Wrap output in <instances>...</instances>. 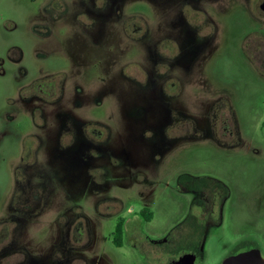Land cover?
I'll use <instances>...</instances> for the list:
<instances>
[{
	"label": "flooded vegetation",
	"instance_id": "1",
	"mask_svg": "<svg viewBox=\"0 0 264 264\" xmlns=\"http://www.w3.org/2000/svg\"><path fill=\"white\" fill-rule=\"evenodd\" d=\"M135 1L0 0V16L27 18L32 33L30 42L26 38L20 44L8 42L0 54V75L8 79V92L0 105V170L4 169L0 175V181L4 179L0 182V264H41L28 261L27 240L44 213L46 161L58 166L85 165L92 187L79 185L76 196L89 191L101 193L95 202H82L77 197L68 203L66 241L56 243L52 264H112L105 253L89 256L79 251L90 250L96 244L97 228L89 208L101 221L124 213V201L114 193L120 186L115 175L121 173L113 174L111 169L121 168L125 170L122 173L129 174L131 183L123 184L126 187L150 185L154 181L150 175L156 173L165 155L191 131L203 132L223 146L247 144L250 149H258L257 140L242 139L236 105L215 87L206 68L210 71L207 65L223 42L219 58L227 56L231 63H242L258 72L264 81V0H181L172 7L169 25L161 13L152 12L160 21L153 28L155 35L164 33L154 38V53L148 51L146 43L142 44L145 28L138 27L136 14H126V7ZM186 9L189 16L193 13L192 19L186 16ZM177 12L179 19L173 18ZM224 14L231 19L228 32H221ZM238 18L245 22L243 28ZM126 20L133 22L128 24ZM136 29L140 31L132 32ZM125 36L140 45L128 49V54L135 53L132 61L141 75L134 76L124 68L123 81L135 87L151 80L154 92L148 100L136 95L131 108L121 112V92L113 105L110 96H98L97 90L108 77V46L114 37L122 56L117 55L113 69L125 61ZM140 48L148 60L143 66L136 60ZM161 48L166 53L160 52ZM219 67L212 68L214 74ZM110 106L112 112L116 111L118 126L137 145L134 148L141 159L136 165L128 152L130 147L118 146V153L108 150L116 149L108 145L109 123L114 122L109 121ZM195 117L200 118V124L193 123ZM179 129L182 130L177 134ZM177 185L192 196V211L184 220L165 236L153 239L139 224L140 219L151 221L153 212L146 206L139 211L129 208L132 216L119 219L113 243L137 249L141 260L148 264H202L211 230L223 226L231 189L218 177L189 172L178 174ZM62 211L57 210L58 222L64 219ZM119 225L121 240L117 242ZM83 236L86 242L80 244ZM256 245L241 249L239 244L217 264Z\"/></svg>",
	"mask_w": 264,
	"mask_h": 264
},
{
	"label": "rangeland",
	"instance_id": "2",
	"mask_svg": "<svg viewBox=\"0 0 264 264\" xmlns=\"http://www.w3.org/2000/svg\"><path fill=\"white\" fill-rule=\"evenodd\" d=\"M153 1L154 4L151 0H136L125 9L128 15L130 13L136 14L134 19L137 20L138 27L145 28L142 44L146 43L150 47L148 51L152 53L156 51L154 38L159 39L164 36V33L158 36L155 35L156 32L153 31V28H157L160 21L159 17L154 18L151 13H161L163 21L169 25L170 22L172 23V20L169 19L172 7L178 2L180 3L181 0ZM185 14L186 16L189 14L187 9ZM192 15L193 13L191 16L188 15V18L192 19ZM179 17L178 12L173 15V18L179 19ZM237 21H240L239 27L243 28L245 24L243 19L238 18ZM126 22L129 24L133 21L126 20ZM230 23L231 19L228 14L222 15L221 32H228L231 28ZM132 26L135 27L134 24ZM29 30L30 21L21 15L11 19L0 16V54L4 52L8 42L20 44L23 38L30 42L32 33ZM139 31V29H136L132 32ZM163 41L165 43V40ZM115 43L116 38L114 37L113 42H110L108 46V77L97 90V95L110 96V104L116 105V98L121 92L119 102L120 111L122 112L131 108L136 95L148 100L151 93L154 92V86L150 83L151 80H148L147 84L136 85L135 87L132 83L123 81L122 70L124 68L130 70V73L135 74L134 76L141 75V73H137L138 70H135L137 65L132 61L135 53L128 54L130 50L134 47L138 48L140 45L136 40L125 36L123 44L126 50L125 61L120 65H115L113 69L117 55L122 56V51L117 50L118 44ZM222 50L223 42H221L220 48L207 65V67H211L210 71L207 68L206 71L212 80L214 78L215 87L224 91L232 104L236 105L242 139L246 142L251 139L257 140L258 149L256 150L255 147L250 149L247 144L239 147L223 146L214 142L212 138L205 136L203 132L198 134L191 131L180 138L179 142L165 155L157 167L156 173L150 175L154 180L150 185L149 183L145 185L133 184L126 187L123 184L131 183L129 174L122 173L125 170L121 168L111 169L110 171L113 174H116L115 171L121 173L115 175L119 177L116 183L119 181L117 185L120 184V186L116 187L114 193L123 199L125 204L124 213L106 217L101 221V218L93 212L92 207L89 208L94 221L93 225L97 228L96 244L94 247L89 248L90 250L83 248L79 250L80 252L85 255L94 254L95 252L105 253L112 264H148L141 260L137 249L126 244L123 247H117L113 243L112 239L117 223L123 215L132 216L128 211L129 208L139 211L146 206L153 212V218L148 222L144 219L139 220V224L141 222L144 229L143 232L153 239L165 236L192 211L191 194L184 193L177 185L178 174L189 172L194 175L218 177L225 181L231 189V194L225 203L223 226L211 230L207 253L202 264H217L229 250L239 244L242 245L241 249L257 244V248L264 255V81L260 79L262 76L258 72L249 67L246 68L242 63H231L227 56H223L222 59L219 58ZM140 51L141 53L136 60L143 66L147 64L148 60L141 48ZM166 51L165 48L160 49V52L166 53ZM214 66H220L219 71L215 74L212 70ZM7 82L8 79H4L0 75V105L4 101V94L8 92ZM136 91L141 94H136ZM113 95L116 97L111 99ZM196 103L192 104L196 105ZM109 115V121L114 122L109 123L108 145L116 147V149L108 150L118 153V146L120 148L121 146L130 147L131 149H128V152L132 156V162L136 165V161L141 159L137 148H134L137 146L136 143L128 137L125 130L118 126L116 111L112 112L111 106L109 107ZM193 121L194 124L195 122L197 124L201 123L198 117H195ZM181 130L179 129L177 134ZM117 156L121 157L120 155ZM43 170L45 174L42 197L44 213L34 223L35 226L31 229L30 236H28V261L33 260L36 263L37 260L41 264H52L56 255V243H65L66 241L69 228L68 203L70 205L73 202L72 200L77 197V199L80 197L82 202L85 200L95 202L101 193L96 194L89 191L86 195L76 196V194H79V185L87 184L89 189L92 187L93 182L90 173L85 170V165L66 164L58 166L46 161L43 163ZM3 173L4 169H1L0 175H3ZM139 190L144 193L140 194L142 192H139ZM93 204L90 205L93 206ZM86 205L89 207V204L86 203ZM102 208L103 206L100 207V209ZM59 209L64 210L62 211L64 219L60 222L56 218ZM103 211L105 210L103 209ZM84 242H86V236L79 240L80 244Z\"/></svg>",
	"mask_w": 264,
	"mask_h": 264
},
{
	"label": "water",
	"instance_id": "3",
	"mask_svg": "<svg viewBox=\"0 0 264 264\" xmlns=\"http://www.w3.org/2000/svg\"><path fill=\"white\" fill-rule=\"evenodd\" d=\"M222 264H264V255L259 248H254L231 256Z\"/></svg>",
	"mask_w": 264,
	"mask_h": 264
},
{
	"label": "trees",
	"instance_id": "4",
	"mask_svg": "<svg viewBox=\"0 0 264 264\" xmlns=\"http://www.w3.org/2000/svg\"><path fill=\"white\" fill-rule=\"evenodd\" d=\"M116 237H117V242H119L121 240V226H118V232L116 233Z\"/></svg>",
	"mask_w": 264,
	"mask_h": 264
}]
</instances>
